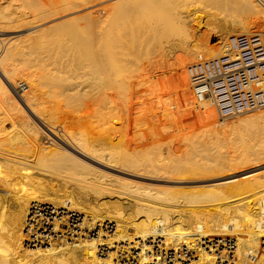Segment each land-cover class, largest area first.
Returning <instances> with one entry per match:
<instances>
[{
  "label": "bare ground",
  "instance_id": "obj_1",
  "mask_svg": "<svg viewBox=\"0 0 264 264\" xmlns=\"http://www.w3.org/2000/svg\"><path fill=\"white\" fill-rule=\"evenodd\" d=\"M236 1L250 8L254 25L264 34V0H257L261 6L254 0ZM77 3L0 0V32L25 22L32 26L45 22L48 14L54 13L53 17L64 8L73 10ZM129 3L119 0L110 8L103 6L105 12L98 17L88 6L91 8L74 20L55 24V37L45 27V36L43 30V36L29 37L24 44L18 40L5 43L0 38V264H216L218 259H228L225 252L215 254L216 239L236 241L237 264H264V174L251 172L264 162V111L221 127L214 103H199L193 97L183 66L217 56L228 32H248L251 27L240 18L218 22L208 13L210 22L204 23L209 37L203 38V32L193 28V34L184 31V39H172L160 49L173 59L182 107L201 123L202 143L233 148L219 151L200 167L243 176L214 183L181 202L162 191H122L119 180L93 172L94 164L108 166L129 158L127 153L108 154V147H99L88 126L74 117L77 112L81 117L84 111L82 117L86 114L97 123L106 121L109 133L120 130L113 121L124 120L125 111L132 108L142 71L140 63L134 70L131 65L136 63L127 62L137 50V40L130 47L133 42L127 38L136 39L141 28L147 32L145 27L153 21L140 23L135 12L138 7L133 9ZM26 9L32 12L26 13ZM181 23L185 26L189 21ZM215 35L220 36L219 43L207 45ZM126 44L134 47L127 61L129 57L122 54L129 51L124 50ZM118 48L123 49L120 54L125 60ZM108 83L113 93L106 89ZM45 87L53 89L50 97L56 101L50 110L41 98ZM18 88L24 91L21 99L16 96ZM86 99L92 102L79 107ZM59 119H64L62 128L57 125ZM242 126L254 135L237 134ZM121 128L126 131L124 125ZM18 145L29 147L31 154H24ZM174 146L179 147L180 142ZM178 155L174 159L178 167L193 166L187 153Z\"/></svg>",
  "mask_w": 264,
  "mask_h": 264
},
{
  "label": "rangeland",
  "instance_id": "obj_2",
  "mask_svg": "<svg viewBox=\"0 0 264 264\" xmlns=\"http://www.w3.org/2000/svg\"><path fill=\"white\" fill-rule=\"evenodd\" d=\"M83 1L74 0V2L78 3L74 5L75 8H73V10L71 9L70 11H67L66 9L69 10L70 8H64V10H61L62 13L61 11L59 12V14L61 13V16L59 14L55 16L56 13H58L56 12L52 17V14H54L52 13L50 15V19H47V17H50L48 14L45 19L47 21L43 22L44 20H42L41 23L33 24V26L28 24V22H25L26 25H29V27L28 25L27 27L24 25L18 28L4 27V29L7 28V30L6 32H0L2 34L0 35V38L4 37L5 43H11V41L13 42L14 40H18L21 44H24L23 42H26L27 38L32 37L31 39H33L36 35L41 34V31H43L45 27V30H49V28L51 29V31L49 30L48 35L51 32L50 37H52V35L55 37L57 30L55 28L54 29L56 31L53 30V27H56L59 25V23L66 20H74L76 16L84 14L85 10L91 7L92 10L97 12H95V15L93 16L98 17L100 16L101 11L105 10V7L103 6L110 8L119 0H95L91 1L89 4L88 0L85 2ZM254 1L260 5L257 0ZM16 2L18 1H14L13 3L16 4ZM122 2H130L129 4L133 9H135L136 6L138 7V9L136 8L135 12L137 11L140 23L141 20L143 23L149 24L152 21L153 23L145 27L148 30L147 32L146 29L143 31L142 28L137 30L136 39H134L131 35H128L129 37L127 39L129 43L137 40L135 41V46L134 42L133 44H130V47L133 45L135 47L133 48L137 50H134L133 48L130 49L129 45L127 44L126 45L128 46V49H126L124 46L123 48H125L124 50L126 51L129 50L127 53L134 50V54H130L131 52L125 54V51H122V48L121 50L118 48V50H120L118 53L120 57L122 54H124V58H128L129 54L130 56L132 55L131 57H133V62L132 60L127 61L130 60V57L126 59V61L128 63L131 62L132 64L136 63L131 65L132 67L134 66V70L135 67L137 69V66L135 65L140 63V68L142 71L141 82L134 93V97L136 98L133 99L132 104H130L132 108L125 111L126 113L124 120L113 121V126L116 128L120 127V130H110L108 133L107 129H105L106 121L104 123H97L96 119L94 120V118H92L90 115L89 118V116L86 114L84 115L85 117H82L84 111L81 114L79 113L81 115L80 117L77 112L78 107H76L78 100L74 103L76 108H74V111L77 112L74 113V117L76 116V119H80L84 125L86 124L88 126V129L91 132L90 137L94 140H97L99 147L104 145L106 148L107 146L109 150L106 151L110 155H115L118 153L129 154V156L127 155L129 157L127 158V162L124 161L118 163L117 161H114L108 163V166L94 164L97 166V168L94 169L93 172H98L105 176L119 180V182H121L120 184L123 186L122 191H135L136 189L141 192L150 193H158L162 191L166 192L168 196L169 194L174 195H170V197H176L181 202L187 201L188 199H191V197H195L194 195L197 196L203 193V191L207 190L208 186H211L214 183L220 182L222 180L225 181L234 178H241L243 174L240 172L232 173L231 171H226L217 173L215 171L200 167L201 164H205L213 160L219 154V151H233V148L224 147L222 144L215 142H206L205 144L202 143V139H200L202 131L201 123L192 115H190L188 110L182 107V92L176 81V69L174 67L173 59L171 56H167L160 48H162L164 44L170 42L172 39H184L187 36V31L189 34H193V28L195 32L202 31L203 38L209 37V29L204 23L206 20L210 22L208 13L214 14V16L218 18V22L232 21L234 18H240L251 28L248 32H244L241 29L228 32V35L218 50L217 56H215L218 57L225 53V46H227V41L230 35L235 33H262V29L253 23L254 19L252 17L250 8L246 7L242 3L237 2L236 0H122ZM84 3H86V5L83 6L82 4ZM76 5L78 7H76ZM132 5L136 6L134 7ZM82 6L84 7L83 10H81ZM143 7L145 9H143ZM25 11L26 13L32 12L29 9H26ZM19 12L22 11L19 10ZM200 18H203L201 25H199ZM182 20L189 21V23H186L185 26L182 23L179 25L178 22ZM159 22L162 24L159 25ZM74 24L83 25L84 22L83 24L81 22H76ZM117 24H115V26ZM119 26H121V24ZM122 28H124V26ZM29 29L32 31L30 32ZM45 30L42 33L44 36L47 34V31L45 32ZM52 30L54 32H52ZM59 31H63V29L58 30V32ZM60 34L62 35V32H60L58 35L60 36ZM91 34L95 33L91 31ZM66 35L65 38L67 36H71ZM220 39L221 38L218 35L211 36L207 45L210 43L217 44L219 43ZM121 51L122 54H120ZM136 52L139 53V55H136L139 56L138 58L140 62L136 61V57L134 58ZM125 55L127 56L125 57ZM124 58L122 55V60H125ZM197 61L198 59L196 61L194 60L192 62L184 63L183 66L186 73L187 67ZM135 79L136 78H134L132 82ZM106 85H108V88L106 87V89L111 92V84L109 85L108 83ZM52 90L53 89H50L49 87H45L43 89V93L46 94H43L41 97L43 99L44 105L49 110L53 107H56L54 106L56 102L55 99L50 97ZM17 92L18 93L16 96L21 99L20 96L24 91L18 88ZM110 92L108 94L113 93V90L111 93ZM91 98L93 97L91 96ZM89 101H91V99H89ZM89 101L87 99L83 102L81 101L82 103H80L79 107L82 106L83 108L86 104H88ZM57 106L59 107L60 105ZM262 111H256L253 113L240 115L232 119L224 120L218 116V120L223 124L220 126L225 127L228 125V123L229 125L236 124L239 122V120H242L246 117L250 118L248 116H254V114H258ZM24 115L26 116L27 114ZM63 120L64 119H59L57 121L59 128L63 127ZM122 125L126 127V131L122 130ZM245 127L246 126H242L240 128L241 130L239 129L235 132L237 134L238 132H240L239 134L244 132L246 137L250 134L251 136L254 135L252 131L250 132V130H245ZM246 131H249V134H247ZM232 134L235 136L237 135L235 133ZM236 137H238V135ZM176 142H180L179 147L174 146V143ZM28 148L29 147L18 145V149H21L26 155L31 154V149ZM172 151H176L175 153L177 156H179L178 153H187L189 156V161L193 166H189L188 168L184 166L178 167L180 164L175 162L174 159L176 154L172 155ZM263 163H261L262 165L258 164L259 167L251 172L264 174ZM219 176L224 177H222V179H216Z\"/></svg>",
  "mask_w": 264,
  "mask_h": 264
},
{
  "label": "built area",
  "instance_id": "obj_3",
  "mask_svg": "<svg viewBox=\"0 0 264 264\" xmlns=\"http://www.w3.org/2000/svg\"><path fill=\"white\" fill-rule=\"evenodd\" d=\"M187 74L195 100L212 101L223 120L264 110V35H230L223 55L199 59L187 67ZM235 244L234 240L216 239L215 254L225 252L228 257L216 264H237ZM261 247L264 250V239Z\"/></svg>",
  "mask_w": 264,
  "mask_h": 264
},
{
  "label": "water",
  "instance_id": "obj_4",
  "mask_svg": "<svg viewBox=\"0 0 264 264\" xmlns=\"http://www.w3.org/2000/svg\"><path fill=\"white\" fill-rule=\"evenodd\" d=\"M202 19H203V18H200V19H199V21H200V24H199V25H201Z\"/></svg>",
  "mask_w": 264,
  "mask_h": 264
}]
</instances>
